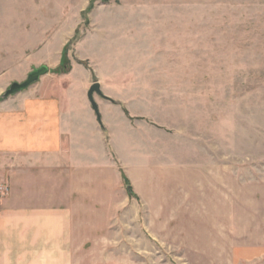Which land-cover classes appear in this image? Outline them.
I'll list each match as a JSON object with an SVG mask.
<instances>
[{"label":"rangeland","instance_id":"374dc122","mask_svg":"<svg viewBox=\"0 0 264 264\" xmlns=\"http://www.w3.org/2000/svg\"><path fill=\"white\" fill-rule=\"evenodd\" d=\"M43 65L105 96L124 195L94 258L263 264L264 0H0V97Z\"/></svg>","mask_w":264,"mask_h":264},{"label":"crops","instance_id":"0c3cea01","mask_svg":"<svg viewBox=\"0 0 264 264\" xmlns=\"http://www.w3.org/2000/svg\"><path fill=\"white\" fill-rule=\"evenodd\" d=\"M36 83L0 102V264H101L124 195L102 110L89 83Z\"/></svg>","mask_w":264,"mask_h":264},{"label":"water","instance_id":"95a60500","mask_svg":"<svg viewBox=\"0 0 264 264\" xmlns=\"http://www.w3.org/2000/svg\"><path fill=\"white\" fill-rule=\"evenodd\" d=\"M48 72H49V67L46 65H43L40 67H35L29 72L26 80H24L23 82H13L10 85V87L8 88L6 93L13 95V94L18 93L20 91H23V90L27 89L28 87H30L32 84L38 82L40 80V78L42 76H44L45 74H47ZM95 93L104 97L102 90H101V85L99 82H93L92 83V85L90 86V88L87 92V96H88V99L92 105V108L94 109V111L98 115V118L100 119L101 117H100V113H99V107H98V104L94 98Z\"/></svg>","mask_w":264,"mask_h":264},{"label":"built area","instance_id":"2783aa9c","mask_svg":"<svg viewBox=\"0 0 264 264\" xmlns=\"http://www.w3.org/2000/svg\"><path fill=\"white\" fill-rule=\"evenodd\" d=\"M9 185L6 182H0V198L9 193Z\"/></svg>","mask_w":264,"mask_h":264},{"label":"trees","instance_id":"16d2710c","mask_svg":"<svg viewBox=\"0 0 264 264\" xmlns=\"http://www.w3.org/2000/svg\"><path fill=\"white\" fill-rule=\"evenodd\" d=\"M7 90H8V89H7ZM7 90H6V92H7ZM6 92L0 97V100L5 99V98H7L8 96H10V94H8V93H6ZM102 127H103V125H102ZM128 189H129V191L131 192L130 188H128Z\"/></svg>","mask_w":264,"mask_h":264}]
</instances>
